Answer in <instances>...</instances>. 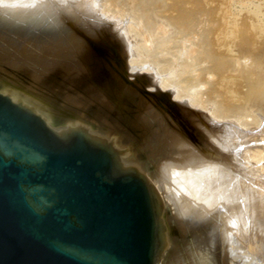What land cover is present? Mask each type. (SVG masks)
<instances>
[{
  "label": "bare ground",
  "instance_id": "6f19581e",
  "mask_svg": "<svg viewBox=\"0 0 264 264\" xmlns=\"http://www.w3.org/2000/svg\"><path fill=\"white\" fill-rule=\"evenodd\" d=\"M94 4L93 0H77L69 8L61 9L51 5L48 0H0V66L8 67L6 70H2L0 67V92L8 94L13 101L29 107L58 132L79 129L84 131V136L89 141L107 142L115 154L117 164L122 169L138 172L145 178L154 194V201L158 205L159 221L163 229L164 247L156 260V264H160L168 249L169 227L164 221L162 199L153 183L159 189H167V198L175 206H178L185 223L189 220L197 223L191 237L192 249L184 255L178 249H173L176 243L174 241L171 243L168 259L175 264H227L229 256L227 248L230 249L231 245L236 244V240H243L245 244L252 245L255 242L251 239L256 234L261 235L263 238H259L264 239V228H258L259 223H255L257 214H263L261 216L262 221H264V207L262 204L260 209L254 206L252 196L244 195L245 191L243 188L241 189V187H248V184L238 187V182L236 184L234 178L235 172L237 173L242 166L238 162L239 159L236 158V152L239 151L236 140L238 137L240 139L241 133L237 132L232 123L228 125L218 123L220 121L212 117L213 113L218 111L212 109V112L210 109V114L207 111L210 107H206L209 103L201 96V91L192 90L188 83L181 82L183 73L181 71L178 73L174 69V67L178 68L177 65V67L167 65L168 68H164V70L157 67L155 63H145V59H140L141 57L138 56V58L136 55L135 60H133L134 66L131 64L130 69L133 67L135 70L140 69L141 71L148 68L152 78L141 77L140 79L143 78L144 81L138 86L139 88L129 90L125 86V82L111 68H108V65L102 64L104 58L111 60L114 64L113 59L119 58L121 61L120 68L124 70L123 60L127 53H91L88 49L87 41H94L100 36H105L101 23L94 22L98 13ZM70 21L74 24L72 27L68 25ZM190 49L191 52L194 51L192 48ZM179 52L175 53V56H170L168 62L176 64L190 53H181L180 50ZM173 53L171 52V54ZM131 54L134 57L135 54ZM192 55L193 53L190 56ZM187 58L185 59L187 60ZM95 62L97 67L89 69V65ZM49 73L62 78L61 81L65 87L73 84L80 85V88L87 90V94L90 92L96 97L98 95V99L95 97L96 101L100 102L107 110L112 107V98L114 101L122 99L121 101L125 100V102L134 98L137 99L136 102L132 100L137 105V110L134 119L129 120L128 125L137 129L141 135L138 149L142 153L152 152L153 159H156L157 170L151 173L153 183L137 167H134L135 165H131L133 163L132 157L135 162H139L135 153L133 154L129 149L125 151L116 139H109V137H105L102 133H98L83 123L72 125L63 123L58 113L49 110L46 101L39 97L31 98L25 89L23 91L18 86L17 79L13 77V74L25 75L28 79L34 80L35 84L39 83L44 86L41 78L44 79L42 76L49 75ZM89 78L96 82L88 81ZM150 83L160 87L159 92L161 93H157L158 97L161 96L163 100L170 101L169 104L173 107L172 114L168 112L166 116H159L156 109L157 102L152 99L147 100L149 98L147 96H141L140 90L143 91L144 85ZM70 94L64 96V99L71 107L85 109L90 103V98H79L75 93ZM120 106L123 109L127 105L120 104ZM202 106L206 110H203ZM203 111H207L212 116L210 117L207 115L208 113ZM50 112H52L51 117L55 119L49 117ZM218 115L215 113V118ZM107 120L110 121V119ZM201 122L208 124L211 131L203 128ZM108 128L110 129V127ZM114 128L116 127L114 126ZM131 131L134 130L131 128ZM124 142L126 143V139ZM160 149L163 153L158 155ZM154 152H157L156 156ZM169 155L172 156L171 159L167 158ZM237 157L239 156L237 155ZM239 158L241 159V157ZM250 158L247 160L250 161ZM252 161L254 160L252 159ZM149 169L147 168V170ZM216 173H219L218 177H214ZM260 180L259 182L262 183L263 180ZM256 181L258 182V180ZM240 182L242 184V181ZM250 185L253 186L254 183ZM239 188L243 193L241 195ZM254 198L256 199V197ZM260 226L264 227L261 224ZM253 245L255 246V244Z\"/></svg>",
  "mask_w": 264,
  "mask_h": 264
},
{
  "label": "rangeland",
  "instance_id": "374dc122",
  "mask_svg": "<svg viewBox=\"0 0 264 264\" xmlns=\"http://www.w3.org/2000/svg\"><path fill=\"white\" fill-rule=\"evenodd\" d=\"M48 1L54 7L65 9L69 8L77 0ZM93 1L98 9L94 22L101 23L105 36H100L94 41H87V46L91 53H127L123 60L125 71L120 68V59L113 56L111 57L114 58L115 64L104 57H102L104 58L102 64L108 65V68H111L125 82V86L129 90L139 88L138 86L144 81L143 78L140 79L141 77L152 78L148 68L141 70L142 72L140 69L135 70L133 67L130 69L131 64L134 66L133 60H135L136 55L141 57L140 59H145V63H155L161 69H167V65L172 67L177 65L178 68L174 67V69L178 73L180 71L183 73L181 82L188 83L190 85L189 88L192 90L198 89L201 91V96L209 103L206 107H210L207 110L210 114L212 109L218 111L214 112L213 116L207 111L203 112L220 121L218 123L226 125L232 123L236 127L237 132L241 133L239 135L241 136L240 139L238 137L236 140L238 142L237 145H240V147L237 146V150L239 149L240 152H236V158L239 159L238 162L242 166H239V171L234 174L235 182L236 184L238 182V187L248 184V187H241L245 191L244 195L252 196V203L257 208L260 209L261 204L264 207V200H262L264 199V0ZM68 25L72 27L74 24L70 21ZM125 31L126 33L124 34ZM154 34L157 35L154 36ZM181 47L186 49H181ZM190 48L194 51L191 52ZM179 50L181 53L190 52L189 56L186 55L184 59L179 60L176 64L168 62V59L171 58L170 56H175L177 52L180 53ZM171 52L174 53L171 54ZM131 53L135 54L134 57H132L133 54ZM192 53L193 55L190 56ZM89 66V69H93L97 67V64L95 62ZM2 67V70L8 68L5 65ZM13 77L17 79L18 86L23 91L26 90V93L31 98L39 97L46 101L49 110L51 109V111L58 113L63 123L71 125L83 123L98 131V133H102L105 137H109V139H116V141L121 143L119 145L125 151L129 149L133 154L135 153L139 162H135L132 157L133 163L131 162V165H135L134 167H137L153 183L151 173L157 170L156 159H153L152 152L142 153L138 149L141 135L137 129L128 125V121L135 117L137 105L134 102L137 99H132L134 102L132 100L125 102L124 99V101H121L122 99L114 101L112 98L113 103L110 102L112 107L107 110L100 102L99 104L96 101L98 95L96 97L89 91V94H87V90L80 88V85L76 86L73 84L65 87L62 84V78L53 73L42 76L44 79L41 78V80L44 82V86L39 83H36V85L34 80L28 79L25 75L13 74ZM92 80L94 81V79H88V81ZM159 88L154 83L146 84L144 85V90H140L141 96H147L149 97L147 100L152 99L157 102L156 109L159 116H166L168 112L172 114L173 107L169 104L170 101L163 100L161 96H157L161 93ZM70 93H75L79 98H90V103L87 104L89 108L71 107L64 99V96H69ZM120 104L127 106L122 109ZM51 113H49V117H51ZM215 113L221 117L217 116L215 118ZM53 118L51 117V119ZM107 119H110V121ZM201 125L206 130L211 131L210 126L205 122H201ZM131 128L134 131H131ZM124 139H126V143ZM162 153L160 149L158 155ZM154 154L156 156L157 152H154ZM167 158L171 159L172 156L169 155ZM248 158H250V161L247 160ZM147 168L150 169L147 170ZM218 175L219 173H216L214 177H218ZM256 180L258 182L260 180L262 183L259 182L258 184ZM240 181H242V184ZM253 183L254 187L250 185ZM153 185L162 199L164 221L169 227L168 249L160 264H175L168 259L171 252V243L175 241L176 246L174 245L173 249L176 248L186 255L192 249L191 237L197 227V223L191 220L185 223L178 206H175L167 198V189H159L156 184L153 183ZM241 192L240 195L243 194ZM255 194L256 196H254ZM254 197H256L258 203ZM261 215H256L258 221L255 219V223L264 226ZM254 225L256 227V224ZM259 225H257L258 228H264L262 226L259 227ZM255 236L256 238L254 239ZM255 236L251 239V241L254 240L253 242L255 243H251L255 244V246L253 244H248V246L243 240H236V244L231 245L230 249L227 248L229 251L227 264H264V239H261L263 237L259 234Z\"/></svg>",
  "mask_w": 264,
  "mask_h": 264
},
{
  "label": "water",
  "instance_id": "95a60500",
  "mask_svg": "<svg viewBox=\"0 0 264 264\" xmlns=\"http://www.w3.org/2000/svg\"><path fill=\"white\" fill-rule=\"evenodd\" d=\"M115 158L0 92V264H156L154 194Z\"/></svg>",
  "mask_w": 264,
  "mask_h": 264
}]
</instances>
